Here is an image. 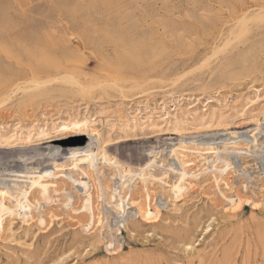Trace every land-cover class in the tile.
Masks as SVG:
<instances>
[{"label":"rangeland","instance_id":"374dc122","mask_svg":"<svg viewBox=\"0 0 264 264\" xmlns=\"http://www.w3.org/2000/svg\"><path fill=\"white\" fill-rule=\"evenodd\" d=\"M34 77L43 83L32 85L31 92L17 90L20 84L16 83ZM85 81L93 85L108 81L121 92L113 89L104 94L97 86L88 90L80 86ZM194 98L191 109L217 112L220 108L231 116L245 106V116L253 114L258 119L256 125L254 120L240 123L238 131L251 140V149L240 154L239 163L232 154L216 160L240 164L226 176L228 185L201 176L182 194L184 198L181 195L174 205L162 207L153 225L133 217L127 228H120L123 247L119 256L106 251L109 246L102 229L86 235L64 217L42 231L39 227L43 226L27 225L15 216L0 238V264H264V204L260 209L246 204L233 215L223 208L226 200L220 196V191L244 192V185L247 193L264 195V189L257 188L264 178L259 165L263 154L251 151L264 146L260 131L264 126V0H0V125L19 130L78 108L89 113L96 107L99 112L93 122L102 139H112L125 135L122 121L128 119L132 125L145 113L157 118L161 107L164 111L173 108L170 100L179 99L184 107ZM251 98L255 100L250 102ZM132 111L135 119L130 117ZM75 138L80 146H92L101 158L95 139ZM159 138L163 140L104 148L108 157L118 159L112 167L99 159L104 185L118 189V170L126 169L133 178L129 187L142 191V171L145 175L164 171L150 163L153 158L174 162L169 152L177 145L174 136ZM154 145L168 147L147 156L145 149ZM188 154L190 166L205 161L197 152ZM27 156L15 166L36 167L27 164ZM82 158L81 151L61 156V171L68 172ZM14 159L13 155L0 157V172L7 173L4 179L11 188L16 181L8 176L14 172L8 170ZM37 161L54 169L48 156L41 154L33 162ZM175 165V171H168L169 179L178 170L176 161ZM242 165L253 174L261 172L253 184L249 179L243 182ZM17 183L27 186V182ZM147 186L152 202L163 198L156 183ZM69 189L66 185L52 195L65 200Z\"/></svg>","mask_w":264,"mask_h":264},{"label":"bare ground","instance_id":"6f19581e","mask_svg":"<svg viewBox=\"0 0 264 264\" xmlns=\"http://www.w3.org/2000/svg\"><path fill=\"white\" fill-rule=\"evenodd\" d=\"M28 82L31 84H28ZM42 83L43 81L34 77L29 81L27 80L26 83L23 80L16 84H20L17 86V90L25 91L30 89L29 92H31L32 88H34L31 87L32 85H40ZM74 83L77 82L74 81ZM83 83H87L80 85L83 88L90 90L97 86L104 94L113 89L116 92H121L119 87L110 85L108 81L97 82L96 85L87 81ZM142 85L134 84L133 87H141ZM257 96L256 89L254 90V98ZM254 98H251L250 102H253ZM194 100L196 101L197 98L187 103L186 106L181 107L179 99H172L170 101H173V108L164 111L161 107L160 111H158L159 114L156 116L157 118H152L145 113L141 120L138 119L137 123L136 120L132 125L127 122L128 119L124 120L121 123L124 127H120V129L125 135L112 139H102L99 128L95 126L93 122L95 120L94 115L99 112V110H95L96 107L92 108L89 113L85 108H78L71 113H65L62 117L46 119L40 124L30 123L19 130L15 127L6 128L0 125V157L3 155L16 156V159L9 165L10 170L7 168L8 172H14L13 175H8L15 177L16 182L12 183V188L4 179L7 173L0 172V238L7 233L9 223L15 216L22 217L23 222L27 225L43 226L39 227V230L42 231H45L49 225L52 226L51 223L53 221H60L67 217L78 224L77 228L87 232L86 235H94L102 229L105 232L104 238L107 239L106 242L109 246L106 251L108 254L119 256L123 247L120 243L122 239L119 238V235L122 234L120 228H127L128 222L132 221L133 217H140L144 221L143 223L153 225L160 217L162 207L167 206L171 202L174 205V199H180L181 197L179 198V196L186 192L190 186L194 185L195 181L198 182L201 176H203V179L205 177L212 179L217 185L219 181H223L228 185L226 176L229 177L231 172L236 171L235 166L238 167L240 165L232 166V164L236 161L239 163L240 154L251 149L249 145L251 140H248L247 136L238 131L240 123L254 120L253 123L256 125V123L259 124L258 119L253 114L245 116V106L231 116L226 115L220 108L217 109V112L212 108L191 109ZM134 112H130L132 119L136 118V113ZM163 126H167V128L161 129ZM145 128L150 131L147 133L141 132ZM112 129L113 125H110L109 130ZM260 131L264 134V126L261 127ZM86 135L90 140L95 139L98 142L101 158L97 157L98 153L92 151V146H80L76 142L77 139H74V137ZM164 135H172L174 136L172 140L176 141L174 144L177 145L169 148L172 158L174 157V162L169 164L164 162L165 160L156 161L153 158L150 163L162 168L164 171L160 175H154L150 171L145 175V172L143 173L142 171L139 174L142 182L140 187L142 191L138 190L137 192V189L134 190L129 187L128 181L133 178L131 172L126 169L118 170L120 176L118 189L112 190L109 183L104 185L98 170L99 159H102L103 164L108 165V167L115 165L118 160L115 156V158L108 157L109 155L105 153L104 148L109 150L132 143L148 144L156 141V139L163 140V138L159 137ZM250 137L255 143L254 135ZM53 142H56V144L51 145ZM91 144L93 145L94 142ZM219 145H222L220 150ZM235 145H239L238 147H241V149L235 148ZM254 146L260 148L259 145ZM167 147L154 145L145 150L147 156H151V154L163 151ZM261 148L257 151L254 149L251 151L263 154L259 163L261 169H263L264 146ZM79 151L84 153V158L79 159L82 162H74L68 172L61 171L62 164L59 161L61 156L69 152L73 154ZM189 152H197L205 161L200 166L198 165L199 167L196 165L190 166L192 163L189 160ZM210 153H213V155L209 159ZM41 154L52 158L54 169L47 165L42 166L38 161V163L33 162ZM222 154L228 157L232 154L231 156L236 161H232V163L229 159L225 160L223 158L224 164H221V161L220 164L216 163L217 158H221ZM26 155L28 156L25 161H30L27 164H36V167L29 168L28 165H24L18 168L15 166ZM15 160L17 161L15 162ZM175 161L179 167L177 172L173 174L174 179H169L170 174L168 175V171H175ZM41 166L42 168L40 169ZM147 166L150 167L152 165L148 164ZM240 168H244L240 172V175L244 178V183L246 179H249V183L253 184L252 180H255L256 176L261 175L259 171H254L255 174L248 172L244 165ZM81 173L84 176L79 177ZM94 174L97 177H94ZM19 180L27 182V186H20L17 183ZM150 183H156L159 186L158 189L163 198H159L158 201L156 199L154 202L151 201V190L147 186ZM66 185L70 186V189L66 192L65 200H62L58 195H52L53 191L58 193ZM244 187V192L237 190L234 193L232 192L233 194H225L220 191V196L226 200L223 208L227 211L229 210V213L230 211L234 212H231L233 215L246 204H250V207L260 206L261 203L264 204V195L263 197H258L255 191L249 194L246 189L247 185H244ZM257 188L259 190L264 189V178L257 185ZM184 195H182L183 198ZM11 198H14V203ZM78 202V207H75L74 204ZM55 203H57V206H52ZM33 208H37L36 211ZM73 227L75 228V224ZM108 228L110 233H108ZM96 239L97 236L93 240Z\"/></svg>","mask_w":264,"mask_h":264},{"label":"snow or ice","instance_id":"6c2138e0","mask_svg":"<svg viewBox=\"0 0 264 264\" xmlns=\"http://www.w3.org/2000/svg\"><path fill=\"white\" fill-rule=\"evenodd\" d=\"M256 207H259V205H256Z\"/></svg>","mask_w":264,"mask_h":264}]
</instances>
